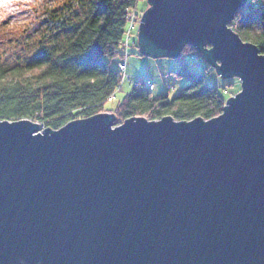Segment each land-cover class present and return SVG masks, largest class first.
Wrapping results in <instances>:
<instances>
[{
  "label": "water",
  "instance_id": "obj_1",
  "mask_svg": "<svg viewBox=\"0 0 264 264\" xmlns=\"http://www.w3.org/2000/svg\"><path fill=\"white\" fill-rule=\"evenodd\" d=\"M148 2L141 53L191 45L240 91L209 120L0 121V264H264V54L228 25L246 0Z\"/></svg>",
  "mask_w": 264,
  "mask_h": 264
},
{
  "label": "trees",
  "instance_id": "obj_2",
  "mask_svg": "<svg viewBox=\"0 0 264 264\" xmlns=\"http://www.w3.org/2000/svg\"><path fill=\"white\" fill-rule=\"evenodd\" d=\"M136 4L137 0H76L51 9L39 47L13 64L0 60V121H39L56 131L103 112L115 114L116 125L137 117L189 121L221 114L228 97L224 87L209 84L204 74L195 72L171 99L166 94L152 98L141 88L116 106L105 107L122 81L119 68L110 62L123 56L127 11ZM254 14L264 23V0H246L228 25L264 54V27L257 36L248 35ZM186 49L198 51L191 45Z\"/></svg>",
  "mask_w": 264,
  "mask_h": 264
},
{
  "label": "rangeland",
  "instance_id": "obj_3",
  "mask_svg": "<svg viewBox=\"0 0 264 264\" xmlns=\"http://www.w3.org/2000/svg\"><path fill=\"white\" fill-rule=\"evenodd\" d=\"M71 1L76 4V0H9L5 5L4 0H0V60L13 64L22 60L30 50L38 48V41L45 32L48 12L51 9L62 8ZM149 7L148 0H137L136 7L133 8L138 18L137 23ZM256 16L254 14L255 19L248 33L250 37L260 34L264 27L263 21ZM138 30L139 24H136L126 56L123 58L118 56L110 62L117 68L120 61H124L127 77L122 79L120 87L106 103V108L116 106L133 90V84L143 79L150 80L154 84L153 88L148 89L152 98L166 94L171 99L193 80L190 72L204 74L209 84L224 87L223 94L228 96L227 98L240 91L241 80L238 76H221L215 66L209 63L199 51L186 49L176 58L152 57L141 53Z\"/></svg>",
  "mask_w": 264,
  "mask_h": 264
},
{
  "label": "built area",
  "instance_id": "obj_4",
  "mask_svg": "<svg viewBox=\"0 0 264 264\" xmlns=\"http://www.w3.org/2000/svg\"><path fill=\"white\" fill-rule=\"evenodd\" d=\"M127 22H126V27H125V36H124V42L122 44V54L123 56H121L122 58L124 56H126V54L129 51V47H130V42L132 39V36L134 34V29H135V25L139 24L137 23V17H136V11L134 9H129L127 11ZM118 68L121 72V76L122 79H125L127 77L126 75V63L124 61H121L118 65ZM154 84L150 81V80H146L143 79L141 82H135L133 84V89H141V88H153ZM36 123H38L40 130H44L45 126L43 122H39V121H35Z\"/></svg>",
  "mask_w": 264,
  "mask_h": 264
},
{
  "label": "snow or ice",
  "instance_id": "obj_5",
  "mask_svg": "<svg viewBox=\"0 0 264 264\" xmlns=\"http://www.w3.org/2000/svg\"><path fill=\"white\" fill-rule=\"evenodd\" d=\"M8 2H9V0H4L5 5H7Z\"/></svg>",
  "mask_w": 264,
  "mask_h": 264
}]
</instances>
